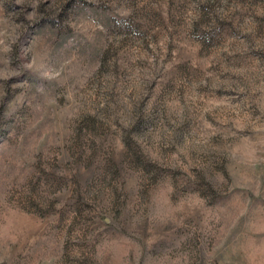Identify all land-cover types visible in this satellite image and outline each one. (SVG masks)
<instances>
[{
	"label": "rangeland",
	"instance_id": "rangeland-1",
	"mask_svg": "<svg viewBox=\"0 0 264 264\" xmlns=\"http://www.w3.org/2000/svg\"><path fill=\"white\" fill-rule=\"evenodd\" d=\"M0 264H264V0H0Z\"/></svg>",
	"mask_w": 264,
	"mask_h": 264
}]
</instances>
